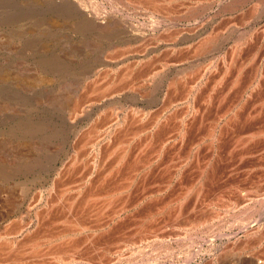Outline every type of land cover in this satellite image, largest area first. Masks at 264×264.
Instances as JSON below:
<instances>
[{
    "label": "rangeland",
    "instance_id": "1",
    "mask_svg": "<svg viewBox=\"0 0 264 264\" xmlns=\"http://www.w3.org/2000/svg\"><path fill=\"white\" fill-rule=\"evenodd\" d=\"M204 1L208 4L210 2L211 5L208 6L205 4L206 6H208V8L206 9V11H204L203 15H201L200 17L196 16V17L187 18V16L183 17L185 11H182V10L184 9L185 6H188L189 2L190 4L191 3L194 4L193 2H195V0L193 1L192 0H186V1L180 0V2L178 0L177 3L176 2L171 3L169 7L167 6L170 11L167 9V7L164 6V8H160L161 10L159 9L160 10L159 13L157 14L153 12H152L153 14L146 13L147 16L144 12L140 10L139 12L137 10H132V8H128L127 10L126 9L123 10L122 8L121 9L117 8V5L113 6L112 3L114 2L110 0H0V228L1 230L7 226L13 225L14 227L16 223H19L27 219L28 215H31V218H32L33 211L31 209L34 208L33 207L34 204L39 205L40 201L38 200L41 194L40 192H42L41 199L43 197H44L43 199H46L47 201L55 199V196L53 193H55L56 191L58 192L57 188L62 189L63 187L59 188L58 186L56 188V191H54L50 196L46 195L47 194L46 191H47V188H49V185H51V182L53 181L52 178L57 174V172L64 171L63 169L65 165L69 161V158H71V156L68 155L67 152L68 153L71 152V154H73L72 151L70 150L71 145H73L75 142H78L79 140L83 142L86 139L88 141L87 136L85 135L86 130H89L87 128H91L92 126H97V127L99 126V128L106 126V124H108L107 123L108 121H106L108 120L107 116L110 117V114L115 113V111L113 113L109 111L107 107L106 108L103 107V105L106 102L111 101V100H116V101L120 100L121 101L120 104H116L113 106L114 107L113 110L115 108H121V110L116 111L119 114L122 113L121 112L123 111L122 108H125V111L130 113L131 109L129 108V106L134 107L136 110L139 109L138 110L139 112L137 113V117L138 115L140 116L141 113L143 112L148 113V114L143 118L142 122L136 121L137 117H135V120H131V122L130 121L127 122L125 124L126 128L125 126H122L124 127V129L121 127V129L119 130L120 132L118 131L117 133H115L114 134L115 136L112 135L111 138H113L114 141L111 140V138L109 137L107 138L108 140L102 139L101 140L102 146L100 145L101 146L100 151L98 152L99 160L102 159L103 156L107 155L111 147L115 148V144L117 145L118 142L122 140L125 141L127 138L124 136L132 137L134 135L136 137L135 139L136 145H132L131 147L133 148L135 147L136 149L132 151L137 153L138 151H141L142 148L144 149L147 148L144 151L145 156L147 158L148 156L151 155V151H150L151 146L147 147L146 145L137 144L141 140L139 137L142 136V134L141 135L137 134L138 131H140L142 127V123H143V126H149V123L151 122L153 116H155L158 112L162 110V107L164 106V104L169 103L172 98L178 100L180 97L182 98L180 102L179 101L177 103L175 102L174 107L168 108V110L165 111L164 113L165 117L164 119L162 118V121H160L159 123L160 126L158 125L160 128V131H162L163 129V132H165V135L166 133H170L172 130L175 129V127L173 126H176L178 124L177 122L178 120L176 119V116L177 114L179 115L182 111H185L184 109L190 110L192 108L190 106L200 105V108H202L201 110L202 111L205 110L206 112L205 111L200 112V109H199L200 113L199 112L192 113L193 109H191L190 111L188 110V113L190 114L191 118L188 117L189 114L185 116L188 118H184L185 123H186V130H185V137L183 139L185 141H182V139L181 140L179 139L178 140L179 142L178 141L175 142V147L172 145L175 149L172 146H169V148L171 147V150L167 146L163 148V150L165 151H163V154L161 152V156L159 157V160H158V162L159 161L161 162L156 163L155 166L152 168L151 171H149L148 174L147 172L145 174L143 172L141 174L142 178H140V176L137 178V181H136L137 183L132 188L133 192H132L131 198H135V196L141 197L142 194H148L149 192L155 193V190L157 188L159 189L161 188L158 194L159 197L158 196L156 197L157 199H167L173 196L175 197L178 193H180L181 190L186 188V185L189 184L191 180L192 181L195 180L196 173L198 172L195 170H199L201 163L203 162L205 163L206 161L210 160L209 161L210 164L207 167L203 175V178H201V180H199V182H197L195 185V186L199 184L204 185L202 197L203 195H205L204 196L205 206L207 205V207L205 208L204 204L203 206H201L202 204L200 201L195 202L194 201L195 197L192 195H189V197L185 200L184 208L181 210V213H180L181 215L180 217L182 219L175 221V225H174V222H171L170 220H168L167 215L165 214H162V216L156 215L157 218L156 216L155 218L158 220V222L159 220L160 221L162 220L160 223L165 222V225L166 223L167 225L170 224V226L166 227V230L164 231V235L166 236V237L165 236L162 237L164 242L160 237L161 234H158L159 237L157 238L158 240L161 239L160 241H158L157 239L156 241L153 238L154 241L152 240V242L140 243V245L138 244L137 247L133 245H129L127 246L128 248L124 249L123 251V256L126 255L124 256V258L126 259L128 255L131 254V252H135L141 246L140 248L143 249L144 247V250L147 252V255L141 258L142 262L140 260L137 263L135 262L136 264H264V232H263L264 231V216H261L260 213L254 214L251 217V219L245 223L244 226H242L243 224H239L240 222L237 223V222H233L232 219H227L226 221L223 222V224L220 225V229L214 230V233H213L214 235L209 233L208 235L204 234L205 236L203 234H200V235H197L198 237L197 236L192 237V240L190 241L192 245H190L191 243L189 242V240H187L185 242L187 243V245L183 246L184 248H182V244H181L182 239L174 235L175 232L179 233V230L181 231L180 233L184 231L182 225L180 227L179 226L177 227V224L180 225L179 223L182 222V220L185 219L183 222L186 221L187 223L189 220H192L195 217L199 218L201 216L202 211L204 210L205 211L207 210L208 212L210 211V208L212 207L216 209V207L218 206L214 202L215 198H212V197L214 196L217 197L218 194L221 196H224L223 199L224 198L226 200L231 199V203L235 202L234 204H232V208L234 209L231 211V213H234L235 211H236L235 212L236 214L244 213L243 210H245L246 207H253V208L255 207V208L264 210V199H263L264 198V190H263L264 183H262L264 182L262 181V179L264 180V178H261V177H264V170H263L264 169V166H263L264 165V154L261 153L264 151L263 150L264 144L262 143L264 142L262 138L264 135L258 136L257 134L258 132H260V130L264 126V124H262L264 123V87L262 88V86H264V73H263L264 72V62H263L264 61V57H263L264 56V35L263 34L264 33H263V30L264 29H262V27H264V23H263L264 9L263 10L261 9L262 12L259 17L257 15L254 17L250 16L251 12L249 11L250 9L248 8L250 6H247L246 8H244L242 10L243 12L239 11L233 14L229 13V14L224 15V14L219 13L218 11L220 10V4L222 3V1L225 2L227 0H217V1L216 0H203L201 2L202 6L204 5L203 3H205ZM173 4L174 6L175 5L176 6L174 7ZM113 8H117L118 11L116 12ZM163 9L165 12L163 11ZM166 13L170 14L171 16L166 15ZM172 17L174 19L173 21H171ZM110 18L112 21L115 22L114 25L116 26L112 29V31H109L108 33L106 32L107 34H109V37H108L109 39H104L103 41H101L102 42L101 44H98L96 40L98 37H100L99 33H103V32L98 30L97 28H100L99 26L101 22H103L106 19H110ZM185 19H187V21ZM170 26L173 28L171 29ZM167 27H169L170 29ZM162 29H165L168 32ZM163 31L165 32L164 34H162ZM169 31L170 33L171 32L173 33H171L170 35ZM218 31L223 33V41H222L223 43L221 42L220 43L221 45L220 44L217 45L216 47L212 49L213 51H210L205 55L202 54L203 56L200 55V53H198L199 56L193 55V50H192L193 48H191V46H193V43L195 44L197 41L206 37V34H209L210 32L214 33ZM124 32H126L128 35H133V36L135 35V38L133 37L134 41H132V38H128L125 41L121 39L119 35H121ZM177 32H178V36H176ZM259 33L261 34L259 35ZM101 35L105 36L103 34ZM240 35L241 37H244L246 35L248 36L247 37L248 39L244 41L245 43L241 47V56L237 57L236 59L237 62L235 61L237 65L234 63L233 65L234 67L231 68V71L229 70L226 73L225 78L227 77V75H230L227 77L226 80L223 77V80L225 82L222 81L220 84H218L219 86L215 85V87L213 88L210 83L212 81V78H216L219 75V72L220 73L222 72L221 66H218V64L222 65L220 64L221 54L223 53V51H226V53H228L232 45L235 43V40L240 38ZM156 36H158L159 38ZM167 36L169 37V39ZM231 43L232 45H230ZM124 45L125 47H123ZM117 47H118V50L116 49ZM169 47H171L172 50H167ZM243 48L245 49V51ZM123 49L124 51L126 49L127 53H125L126 51L123 52ZM113 52L116 54H114ZM166 53L167 55L165 56ZM146 54H149V57H147L144 60H148V58L152 57L153 58V59L151 58L152 62L150 63V65L146 64V62H142V64L140 63V65H138L134 69L137 71L133 70L134 72H137L138 74H142V72L149 71L150 68H153L152 69L153 71V70H158L160 66H164L163 72H160L161 74L159 73L158 76L156 75L157 77L155 78L156 81H160L159 79L162 76L165 78L167 74H169L168 76L172 75L173 74L172 72H174L175 70L179 71V69L180 71H187L188 69V70L193 71L194 74L192 73V75L188 77L189 79L187 77L186 78L184 77L185 81L186 80L188 81L187 82L188 84H186V82L184 83L185 88H182L183 83H181V86L179 84L178 85L179 89H177V92L173 90H171L170 92V90H167V88H165L166 82L162 81L161 85L164 82L163 88L158 89L157 85L154 83L151 86L152 94H149L147 97L141 98L139 96L140 93L137 90H134V91L127 90L128 88H126V85H125L126 81L125 83H123V82H119L118 79H116V81L113 84V88H110L106 93L97 92V96H96V93L93 95L94 92H92L91 89H92V86L94 85L89 84V81L94 79L96 72H98L100 76H102L105 72L108 71V69L112 67H114L115 69L118 68L119 70V68L121 69L123 65L131 64V61L132 62L135 61L136 57L137 59L139 58V60H141L142 57L145 58L144 56ZM123 56H125L126 58ZM158 59H160V61ZM215 59H217L218 62H216ZM250 61H251V64H250ZM121 62H123V65ZM166 62H168V64ZM253 63H255V65ZM164 64H166V66ZM240 64L242 66V70L238 74L237 72H238V68L240 67ZM142 65L143 67H141ZM202 65H204V67H202ZM206 65H209V66L206 67ZM257 67L260 71L262 70L260 72L262 74H260V77H257L255 80L254 73ZM193 68H195L196 71H198L199 69L200 71H202L204 68L209 69V70H207V72L205 73L204 75L205 77L199 80V83H198V80L196 81V83H198L197 84L198 90L196 89L194 95H192L191 97H187V99H183L186 96V95L184 96V94L186 93V90H187L186 88H188L189 86V83H190L189 80L190 81L191 80L194 81V79L196 80V73H195L196 71H194ZM106 69L107 71H105ZM212 69L213 70L215 69V70L213 71ZM215 71H218L217 75ZM246 74H248L247 77L245 76ZM234 75L235 76L239 75L236 78L238 80L236 82H232L233 77H235ZM192 77L194 79H192ZM250 79H252L253 84L252 86L249 87L250 89L248 88V90L245 91L246 90L245 88L248 86V84L251 81ZM258 79L260 80L258 81ZM205 81H206V84H205ZM138 82H139V79L135 81V84H137ZM258 82L259 84L260 83L261 84L259 85ZM233 83H235L236 86ZM123 85L125 86L123 87ZM221 85L224 87H222ZM200 87L201 89H199ZM211 87L212 89H210ZM252 88L254 89V91ZM208 90L211 95V99H209L211 102L209 100L208 101L206 100V102H203V99L207 97L208 95L207 93ZM234 90L236 93L232 92ZM85 91H86V96H85ZM109 91L110 93H108ZM113 91H117V92H113ZM213 91L215 94L213 93ZM225 93L228 95H226ZM244 94L246 96H244ZM88 95L89 96L91 95L90 98ZM199 95H201V98ZM249 95H251L252 98ZM76 97L79 98V103L81 104V106H79V108L77 106V109H75L76 112H74L75 110L72 111V109L69 106H71L70 103L73 102V100ZM80 98L81 99L86 98L87 100L89 99L88 100L89 104H87L86 99L81 100ZM193 98H197V99H193ZM192 100L195 101L196 103L193 102ZM252 100L255 102H253ZM215 101L217 102V104ZM225 101L226 102L229 101V102L226 103ZM236 101H238L237 102L238 107L236 106L233 108L234 110H232V113L236 111V113H234L235 115L230 112L231 113L230 115L228 114L225 118L220 117L221 119H219V122L216 127V134H215V137L217 138L213 140L214 142L212 143V146H211L213 148L214 153L207 152L209 151L208 149L209 145H207L208 142L204 141V145H203V143H199L198 139H200L201 136L206 133V131L208 130L207 128L211 125V122L213 123L214 121H217V119L219 118V115L222 116V113L226 110V108L232 105L233 104L232 102H234L235 104ZM256 101L257 102L259 101V102L257 103ZM222 102L226 104V107H225V104ZM242 102H244V104ZM181 103L183 104V106L184 104H188V106L186 105L182 107ZM203 103L205 104L203 105ZM262 103L263 105H261ZM149 105H152V106L149 108L148 107ZM242 105L243 107H241ZM85 106L87 107L89 106V107L88 108L86 107L85 109ZM208 106H210L211 108H209ZM255 106L257 107L255 108ZM176 108H177V111H176ZM248 110H250L251 112ZM154 112H157V113H154ZM215 112L217 115L215 114ZM210 113L212 115H210ZM258 114L261 116H259ZM102 116H105V117L102 118ZM130 119L132 118L130 117ZM226 119H228V121ZM235 119L238 122L237 124H236ZM165 120L167 121L169 120V122L166 123ZM174 120L176 121L175 124H174ZM220 120L222 122H220ZM247 121H249L248 124H246ZM198 123L199 124L201 123V124L199 125ZM226 123H229V124H226ZM224 124L226 126L223 127ZM127 125L129 126V128ZM197 125L199 127H197ZM228 125L231 126V128ZM165 126L168 128L166 129ZM255 126L256 127L258 126V127L256 128ZM102 130L103 129H101L100 131ZM156 131H154V133ZM80 132L82 134L85 133L84 134L85 136H82V135L80 136L81 134ZM241 133L243 135H241ZM249 133L255 134V136L252 137V139L250 140L251 142L249 141L247 143L246 141L245 142L242 141L243 139H245L244 137L249 135ZM78 137L82 139H79ZM190 137L192 138V140L190 139ZM240 137L242 138V140H239ZM255 137H257L258 139L256 140ZM181 141L184 143H182ZM108 142H109V147L106 149L104 144ZM222 142L223 144L224 143L225 144L223 145ZM77 144H79V142L76 143V145ZM262 144H263V147L261 146ZM177 145L178 146L180 145V146L178 147ZM253 145L254 146L259 145V146L254 147ZM249 146H250V149H248ZM243 148L245 149L243 150ZM177 149L180 152L176 151ZM188 150H189V153L191 152L192 154V155L190 154L189 157L188 155H186V153L188 154L187 152ZM195 150H197V154ZM228 150H229V153L231 151L230 153L231 155L233 154L232 157L228 153ZM240 150H242V152ZM202 152H206L207 154L205 153V156H204L202 155L204 154ZM169 153H170V156H169ZM224 153H228L229 156H227V154H224ZM249 154L250 155L252 154V155L250 156ZM180 155L182 159H180L181 158ZM200 155L203 157H201ZM239 155H243L242 159L239 158ZM234 156L235 158H233ZM164 157H165V160L163 159ZM169 157L172 159H170ZM177 158L180 159V161L182 160L185 163H183L182 164L183 166H181L179 179L174 180L167 189V186H165L167 185L166 183V180H167L166 171L167 170L165 168L168 167L169 164L167 165L165 164V162L167 161L166 163H168V159L173 160ZM191 158L194 162L191 160ZM199 158H200V161H199ZM204 158L205 159L208 158V159L205 160ZM160 159H163V160H160ZM213 160L214 161L216 160V161L214 162ZM221 160H223L222 162L224 164L221 162ZM227 160L230 162H228ZM242 160H244L245 163ZM256 161L258 163H256ZM199 163L200 165H198ZM62 164H64L63 167H62ZM260 164L262 167L260 166ZM186 166H189V167H186ZM190 167H192L191 168L192 170L190 169ZM59 168H60V171H59ZM168 168L170 169L172 167L169 166ZM242 168H244L245 170L244 169L242 170ZM253 168L255 170L254 172H253ZM69 171L68 172L64 171V176H62V180L64 182H67L66 184H69L71 182L70 186L73 187L74 184H72V181H74V179L78 180L77 179L78 175L76 172L74 173L75 170H72L71 172ZM72 172L76 176L73 175ZM206 173L207 174L209 173V174L207 175ZM227 173L230 176H228ZM95 174L93 175L96 177ZM150 175L152 176L149 177ZM35 176H37L38 178H36ZM94 176L92 178H95ZM71 177L72 179H70ZM44 178L46 179V181ZM205 181L207 184L205 183ZM180 182H182V184ZM211 185L212 187L210 188ZM257 186L258 187L261 186L260 188L261 189L263 188L262 189L263 191ZM207 188L208 189L210 188V189L208 190ZM228 189L229 190L231 189L232 192L231 190L229 191ZM139 191L140 192L142 191L141 192L142 194ZM223 191H225L226 193ZM235 195L237 197H235ZM45 196L47 198L50 197V199L45 198ZM208 198H210L209 200L210 202L209 201L206 202ZM211 198H212V201H211ZM157 199H153L150 201L149 198H145L144 201L140 204V207H138L137 211L134 212L132 210L129 212V214H125L127 215V219H128V221H126L125 223V226H122L124 223L118 225V223L122 222V220L125 219L124 215L121 216L119 219L121 220L120 222L117 221V223L115 224L113 223L110 225L111 227L113 226L116 227V229L113 228L112 231L108 232L112 234V237H110V234L108 233L106 234L105 230L99 233V234H106L103 237L102 236H99L100 238L98 237L100 239L99 243L102 241L106 242L108 240L109 241L111 240V242H113L121 238L125 240L132 239L135 234V226L132 225L134 224L133 217L130 218L129 216H131L134 213H137L141 217V215H143L145 212L147 213L150 211L154 213L155 206H156L155 203ZM261 200H263V202ZM217 201L219 202V200ZM242 201L245 202L244 203L245 205L239 206V203ZM255 201L257 202V204ZM194 202L197 204V206L199 205V203L201 204L199 207H196L194 210L196 211L197 208L199 209H197L196 213L194 210H190V211L187 210L188 211L187 212L186 207L187 206L189 207L190 205L191 206L195 205ZM258 203L259 204L261 203V205L259 206ZM57 206H59L60 209L66 207L64 202L63 203L61 202L60 204L58 203ZM238 206L239 208H236ZM54 207H55V210L54 211L52 210L53 215L50 212L52 216V217L50 216L51 217L50 220L56 217L57 219L58 218L61 219V215H62L61 210L57 209L59 211L57 212L56 211L57 207L56 206ZM191 211H193V213ZM33 222H34V217H33L32 223ZM185 232H187V230H185ZM218 232L220 235L218 234ZM122 234H124L125 236ZM108 236L109 238L107 239ZM199 237H202V238H199ZM114 238H116V240ZM157 242L158 243L160 242L161 244L160 243L158 244ZM194 243L196 245H194ZM145 244L147 245V247H145L146 246ZM152 245H155V246L153 247ZM162 246L166 248H170L171 250L168 252H164L163 255L162 254L158 255L159 256L158 260L154 262H150V260H147L148 259L147 256L159 254L158 253L159 251L157 250H160ZM133 247H136V248H133ZM149 248L151 249V251ZM155 249H156V253L152 251ZM113 259L114 257H112L110 260H113ZM255 259H257V261ZM99 260L100 259H96V261H99ZM114 264H132V263L131 262L126 263L123 259H120L118 260V262L116 260Z\"/></svg>",
    "mask_w": 264,
    "mask_h": 264
},
{
    "label": "bare ground",
    "instance_id": "2",
    "mask_svg": "<svg viewBox=\"0 0 264 264\" xmlns=\"http://www.w3.org/2000/svg\"><path fill=\"white\" fill-rule=\"evenodd\" d=\"M110 1H113L114 3H112L113 6H116L117 5V8H122L123 10H127L128 8H132V10H137V11H142L144 12L145 14L146 13H159V11L161 10L160 8H164L165 7H169L171 3H177L178 0H110ZM182 1V0H181ZM184 1V0H183ZM186 1V0H185ZM193 1V0H192ZM203 0H195V2H193L194 4H188V6H185L184 9L182 11H185L184 12V15L183 17H186L189 18V17H196V16H201L203 15L204 11H206V9L208 8L210 4L206 3H203L204 5L202 6L201 5V2ZM217 1V0H216ZM180 2V0H179ZM188 3V1H187ZM185 4V3H184ZM208 6H206V5ZM213 4V3H212ZM215 4V3H214ZM251 4V5H250ZM183 5V4H182ZM174 6V4H173ZM176 6V5H175ZM174 6V7H175ZM218 6V5H217ZM247 6H250L248 7L251 12V15L249 13L250 16L254 17V16H260L261 14V9L263 10L264 9V0H227L225 2L222 1V3L220 4V10L218 11L219 13L221 14H233V13H236V12H243L242 10L244 8H246ZM167 7V9H168ZM211 7V6H210ZM209 7V8H210ZM117 8H113L116 12L118 11ZM173 8V7H172ZM171 8V9H172ZM160 9V10H159ZM211 9V8H210ZM131 10V11H132ZM169 10V9H168ZM139 11V12H140ZM164 11V9H163ZM170 11V10H169ZM248 11V12H249ZM122 12V11H121ZM120 12V13H121ZM165 12V11H164ZM167 12V10H166ZM129 13V12H128ZM152 13V14H153ZM175 13V12H174ZM125 14V13H124ZM173 14V13H171ZM214 14V13H213ZM151 15V14H150ZM165 15V14H164ZM166 15L168 16H171L170 14H167ZM165 15V16H166ZM215 15V14H214ZM147 16V14H146ZM163 16V15H162ZM179 18V17H177ZM183 19V18H182ZM195 19V18H194ZM249 19V18H248ZM173 17L171 19V21H173ZM181 20V19H180ZM187 21V19H185ZM244 20V19H243ZM242 20V21H243ZM263 21V20H262ZM120 22V20H119ZM231 22V21H230ZM123 23V22H122ZM264 23V21H263ZM115 22L110 19H106L104 20L103 22H101L100 24V28H97L98 25H97V29L102 31L103 33H99V36L97 38V43L98 44H101L104 39H109V34H107L109 31H112V29L116 26L114 25ZM123 25V24H122ZM121 25V26H122ZM172 25V24H171ZM171 27V26H170ZM198 27V26H196ZM166 28V27H165ZM169 28V27H167ZM173 27H171L172 29ZM249 28V27H248ZM260 28V27H259ZM170 29V28H169ZM177 29V28H176ZM212 29V28H211ZM262 29H264V27H262ZM133 30V29H132ZM162 30H165V29H162ZM175 30V29H173ZM215 30V29H214ZM253 30V29H252ZM261 30V29H260ZM125 31V30H124ZM157 31V30H156ZM166 32H168L167 30H165ZM171 31V30H170ZM169 31V34L171 35V32L170 33ZM180 31V30H179ZM211 31V30H210ZM107 32V33H106ZM161 32V31H160ZM213 32V31H212ZM250 32V31H249ZM165 32L163 31L162 34H164ZM189 33V32H188ZM258 33V32H257ZM256 33V34H257ZM263 33H264V30H263ZM262 33V34H263ZM101 34L105 35V36H102ZM154 34V33H153ZM161 34V33H159ZM167 34V33H166ZM165 34V35H166ZM180 34V33H179ZM203 34V33H202ZM255 34V33H253ZM252 34V35H253ZM261 33H259L260 35ZM155 35V34H154ZM153 35V36H154ZM164 35V37H165ZM173 35V34H172ZM196 35V34H194ZM247 35V34H246ZM244 36V37H241L240 35V38L239 39H234L235 40V43L232 45V43L230 45H232V47L230 48L229 52L226 53V51H223V53L221 54V63L222 65H219L218 66H221V69H222V72L220 73L219 72V75L216 77V78H212V81L210 82L212 87L214 88L215 85L219 86L218 84H220L223 80V77L225 78L226 76V73L230 70L231 71V68L234 67V63L236 64L237 62V57L241 56V47L243 46V44L245 43L244 41H246L248 38V36ZM264 35V34H263ZM151 36V37H153ZM178 36V32H177V35ZM119 37H121V39H123L124 41L128 38H132V41H134V38H135V35H128L126 32L122 33L121 35H119ZM134 37V38H133ZM155 37V36H154ZM158 37V36H156ZM161 37V35H160ZM163 37V36H162ZM168 37V36H167ZM166 37V38H167ZM236 37V36H235ZM238 37V36H237ZM251 37V35H250ZM258 37V36H257ZM159 38V37H158ZM173 38V36H172ZM175 38V37H174ZM177 38V37H176ZM202 38V37H201ZM200 38V39H201ZM263 38V37H262ZM152 39V38H151ZM157 39V38H156ZM169 39V37H168ZM256 39V38H255ZM155 40V39H154ZM162 40V38H161ZM171 40V39H170ZM169 40V41H170ZM223 41V33L218 31V32H214V33H209V34H206V37L202 38L201 40L197 41L195 44L193 43V46H191V48H193V55H198V53H200V55L202 54H207L208 52L210 51H213L212 49L214 47H216L217 45H219L221 42ZM225 41V39H224ZM232 41V40H231ZM262 41V40H261ZM162 42V41H161ZM168 42V41H167ZM193 42V41H192ZM249 42V41H248ZM253 42V41H252ZM155 43V42H154ZM160 43V41H159ZM223 43V42H222ZM123 44V43H122ZM127 44V43H126ZM112 45V44H111ZM114 45V44H113ZM116 45V44H115ZM130 45V44H129ZM128 45V46H129ZM221 45V44H220ZM229 45V44H228ZM261 45V44H260ZM142 46V45H141ZM176 46V45H175ZM174 46V48H175ZM125 47V45L123 46ZM172 47V46H171ZM169 47L167 50H172V48ZM188 47V46H187ZM190 47V46H189ZM222 47V46H221ZM225 47V46H224ZM228 47V46H227ZM246 47V46H245ZM120 48V46H119ZM137 48V47H136ZM252 48V47H251ZM118 50V47L116 48ZM128 49V48H127ZM132 49V48H131ZM181 49V48H180ZM179 49V50H180ZM220 49V48H219ZM244 49V48H243ZM249 49V47H248ZM253 49V48H252ZM262 49V48H261ZM113 50V48H112ZM111 50V51H112ZM166 50V49H165ZM191 50V51H192ZM126 51V49H125ZM124 49H123V52H125ZM132 51V50H131ZM134 51V50H133ZM147 51V50H146ZM190 51V50H189ZM245 51V49H244ZM253 51V50H252ZM263 51V50H262ZM148 52V51H147ZM248 52V51H247ZM114 53V52H113ZM127 53V51L125 52ZM145 53V52H144ZM151 53V52H150ZM149 53V54H150ZM153 53V52H152ZM159 53V52H158ZM165 53V52H164ZM226 53V55H225ZM111 54V52H110ZM116 54V53H114ZM149 54H146L141 60H139V58L137 59L136 57V60L135 61H131V64H127V65H123V62L122 65L123 67L119 70L118 68H110L105 70L107 72H105L102 76H100V74L98 72L95 73V77L93 80L89 81V84H93L94 86H92V92L93 95L96 93V96H97V92H100V93H106L110 88H113V84L114 82L116 81V79H118L119 82H123L125 83L126 81V88H128L127 90H137L140 94L139 96L141 98L143 97H147L149 94H152V89H151V86L152 84H156L157 85V88L160 89V88H163V85H164V82H166V87L167 90H173L175 92H177V89L178 88V85L180 84L181 86V83H183L182 85V88H185V82L186 84H188L187 80L185 81V78L187 77H190L192 75V73L194 74L193 71L191 70H188L187 71H177L175 70L174 72H172L173 74L168 76L169 74H167L165 76V78L163 77H160V81H156L155 78L156 75L158 76V74L160 72H163V68L164 66H160L159 64V69L158 70H153V68H150L149 71H146V72H142V74H138L137 72H134V71H137V70H134L138 65H140V63L142 64V62H146V64H149L152 62L151 60L153 59L152 57L148 58V60H144L146 59L147 57H149ZM109 55V54H108ZM124 55V54H123ZM159 55V54H158ZM167 55V53L165 54V56ZM252 55V54H251ZM116 56V55H115ZM127 56V55H126ZM203 56V55H202ZM250 56V55H249ZM257 56V55H256ZM261 56V55H260ZM125 57V56H123ZM122 57V58H123ZM140 57V56H139ZM170 57V56H169ZM243 57V56H242ZM264 57V56H263ZM108 58V57H107ZM110 58V57H109ZM126 58V57H125ZM135 58V57H134ZM141 58V57H140ZM152 58V59H151ZM157 58V57H156ZM194 58V57H193ZM219 58V57H218ZM249 58V57H248ZM107 60V59H106ZM119 60V59H118ZM128 60V59H127ZM126 60V62H127ZM144 60V61H143ZM160 61V59H158ZM162 60V59H161ZM216 62H218L217 59H215ZM220 60V59H219ZM108 61V60H107ZM106 61V62H107ZM112 61V60H111ZM236 61V62H235ZM252 61V60H251ZM251 61H250V64H251ZM115 62V61H114ZM182 62V61H181ZM242 62V61H241ZM255 62V61H254ZM264 62V61H263ZM162 63V62H161ZM165 63V62H164ZM168 64V62H166ZM178 63V61H177ZM201 63V62H200ZM245 63V61H244ZM242 63V64H244ZM214 64V63H213ZM249 64V65H250ZM255 65V63H253ZM113 65V64H112ZM166 66V64H164ZM173 65V64H172ZM176 65V64H175ZM237 65V64H236ZM248 65V64H247ZM263 65V64H262ZM209 66V65H206V67ZM251 66V65H250ZM116 67V66H115ZM143 67V65L141 66ZM152 67V66H151ZM202 67H204V65H202ZM217 67V66H216ZM236 67V66H235ZM239 67V66H238ZM248 67V66H247ZM260 67V66H259ZM148 68V67H147ZM146 68V69H147ZM161 68V69H160ZM237 68V67H236ZM194 71H196L195 68H193ZM199 69V68H197ZM234 69V68H233ZM134 70V71H133ZM145 70V69H144ZM184 70V69H183ZM207 70L209 69H203L202 71H200V69L198 71H196V80L192 77V79H194V81H190L189 80V86L188 88H186V93L184 94V98L183 99H187V97H191L192 95H194L196 89H197V84L199 83V80L203 77H205V73L207 72ZM211 70V69H210ZM213 70V69H212ZM215 70V69H214ZM213 70V71H214ZM242 70V66L240 64V67L238 68V74L239 72H241ZM258 70V71H257ZM237 71V70H236ZM246 71V70H245ZM262 71V70H261ZM258 67L255 69V73H254V79L256 80L257 77H260V73L261 72ZM199 72V74H198ZM212 72V71H211ZM210 72V73H211ZM216 72V75H217V72L218 71H215ZM233 72V71H232ZM249 72V71H248ZM246 72V73H248ZM253 72V71H252ZM209 73V74H210ZM231 73V72H230ZM264 73V72H263ZM161 74V73H160ZM182 74V75H181ZM198 74V76H197ZM208 74V75H209ZM241 74V73H240ZM245 74V73H244ZM251 74V73H250ZM249 74V75H250ZM215 75V74H214ZM233 75V74H232ZM195 76V75H194ZM230 76V75H227V77ZM235 76V75H234ZM239 76V75H238ZM237 75L235 77H233V81L232 82H236L238 81L236 78L238 77ZM246 77L248 76V74L245 75ZM185 77V78H184ZM227 77L225 78V80L227 79ZM263 77V75H262ZM85 78V77H84ZM138 78L139 79V82L137 84H135V81L138 80L136 79ZM252 78V77H251ZM183 79V80H182ZM189 79V78H188ZM191 79V78H190ZM208 79V77H207ZM261 79V78H260ZM258 79V81L260 80ZM198 80V83H196V81ZM250 83L248 84V86L245 88L247 91L248 88L250 86H252L253 84V81L252 79H250ZM163 82V84L161 85V82ZM203 81V80H201ZM200 81V82H201ZM228 81V80H227ZM225 82V81H224ZM231 82V81H230ZM243 82V81H242ZM256 82V81H255ZM254 82V83H255ZM263 82V81H261ZM86 83V82H84ZM82 83V84H84ZM151 83V84H150ZM81 84V83H80ZM88 84V85H89ZM203 84V83H202ZM205 84H206V81H205ZM231 84V83H230ZM235 85V83H233ZM259 84V82H258ZM261 84V83H260ZM259 84V85H260ZM123 85V87L125 86ZM161 85V86H160ZM223 85V84H222ZM221 85V86H222ZM258 85V86H259ZM216 86V87H217ZM227 86V84H226ZM232 86V85H231ZM236 86V85H235ZM242 86V85H241ZM240 86V87H241ZM212 87L210 89H212ZM224 87V86H222ZM220 87V88H222ZM229 87V85H228ZM264 86H262L263 88ZM84 88V87H83ZM89 88V86H88ZM156 88V90H157ZM203 88V87H202ZM231 88V87H230ZM259 88V87H258ZM201 89V87L199 88ZM225 89V88H224ZM237 89V88H236ZM250 89V88H249ZM253 89V88H252ZM86 90V89H85ZM120 90V89H119ZM123 90V88H122ZM198 90V89H197ZM222 90V89H220ZM227 90V88H226ZM83 91V89H82ZM90 91V90H89ZM118 91V90H117ZM117 91H113V92H117ZM202 91V90H201ZM231 91V89H230ZM252 91V90H251ZM254 91V89H253ZM260 91V90H259ZM111 92V93H113ZM167 92V91H166ZM204 92V91H203ZM234 93V91H232ZM263 92V91H262ZM77 93V92H76ZM84 93V92H82ZM110 93V91L108 92ZM199 93V91H198ZM206 93V91H205ZM208 95L207 97H205L203 99V102H206V100L208 101L209 99H211V95L209 93V90H208ZM214 93V91H213ZM222 93V92H221ZM227 93V91H226ZM225 93V94H226ZM243 93V92H242ZM75 94V93H74ZM79 94V93H78ZM165 94V93H164ZM171 94V93H170ZM202 94V93H201ZM215 94V93H214ZM105 95V94H104ZM166 95V94H165ZM164 95V96H165ZM173 95V94H172ZM198 95V94H197ZM205 95V94H204ZM228 95V94H226ZM247 95V93H246ZM244 94V96H246ZM77 96V95H76ZM85 96H86V91H85ZM84 96V97H85ZM89 96V95H88ZM91 96V95H90ZM89 96V98H90ZM162 96V95H161ZM175 96V95H174ZM172 96V97H174ZM200 98H201V95H199ZM235 96V95H234ZM251 97V95H249ZM247 96V97H249ZM258 96V95H257ZM261 96V95H260ZM83 97V96H81ZM95 97V96H94ZM99 97V96H98ZM97 97V98H98ZM171 97V95H170ZM233 97V95H232ZM110 98V97H109ZM169 98V97H168ZM222 98V97H221ZM229 98V97H228ZM252 98V97H251ZM257 98V97H256ZM81 99V98H80ZM84 99V98H83ZM81 99V100H83ZM86 99V98H85ZM84 99V100H85ZM166 99V98H165ZM170 99V98H169ZM173 99V98H172ZM167 103V104H164V106L162 107V110L160 112H154V113H157L155 116H153L151 122L149 123V126H143V123H142V127L140 129V131H138V135H141V137H139L141 140L137 143V144H142V145H146L147 147H150L151 146V155L148 156L146 158L145 156V150L147 148H142L141 151H138L137 153L136 152H133L132 150L136 149L135 147H131L132 145H136L135 143V135L134 136H124L126 137L127 139L124 141H120L118 142V144L116 145L115 143V148L111 147L109 149V152L107 153L106 156H101L102 159L99 160V156H98V152L100 151V147L102 146V143H101V140L102 139H107L108 137L111 138L112 135H114L115 133H117L122 126H125V124L127 122H131V120H135V117H137V113L139 112L138 110H136L134 107H130L129 108L131 109V112L128 113L127 111H125V108H122L123 111H121L122 113L119 114L118 112H116L117 110H121V108H115L113 110V106L116 105V104H120L121 101L118 100H111V101H108L106 102L103 107H107V109L111 112L115 113L114 114H110V117L107 116V119L106 121H108L106 124V126H103L101 128H99V126H92L91 128H87L89 130H86V136H87V139L88 141L84 140L83 142L82 141H78L79 144L76 145V143L78 142H75L73 145H71V151L73 154L68 153V155L71 156V158H69V161L67 162V164L65 165L64 167V171L65 172H71L72 170H75L74 173L76 172L77 175H78V180H75L72 181V184H74L73 187H71V182L69 184H66L67 182H64L62 180V176H64V171H60V168H59V171L60 172H57V174L52 178L53 181L51 182V185H49V188H47V191H46V195L50 196L54 191H56V188L59 186L60 187H63L62 189H58V192L56 191L54 194L55 196V199L54 200H46V199H41L42 197V192H40V197H39V205L37 204H34L33 207L31 210L33 211V217H34V222L32 223L33 221V217L31 218V215H28V218L19 222V223H16V225L13 227L12 226H7V227H4L2 230L0 228V264H114V262L117 260H120V259H123L126 263L128 262H131L132 264H134L135 262H139L141 260L142 257H144L145 255H147V252L144 250V247L143 249H141L139 247V249H135L136 251L135 252H131L130 255H128V257L125 259L124 255L123 256V251L124 249L128 248L127 246L129 245H133V246H138V244L140 245V243H143V242H152L153 238L154 240H158L157 237L158 234H161V239L164 235V231L166 230V227L170 226L165 225V222L164 223H160L161 221L156 219L157 216L156 215H161L162 214H165L167 215L168 217V220H170L171 222H174V225H175V221L177 220H180L182 219L180 216V213H181V210L184 208V202L185 200L189 197V195H192L194 196V201L195 202H198L200 201L201 204L199 203V205L197 206V204L195 203V205L186 207V211H190V210H194L196 207H199L200 205L205 206V195H203L202 197V193H203V189H204V185H196L197 182H199V180H201V178H203V175L207 169V167L209 166V161H206L205 163H201V166L199 168V170H195V171H198L196 173V176H195V180L192 181L186 185V188H184L183 190L180 191V193H178L175 197H169L167 199H157L156 197L158 196L159 197V191L161 190V188H157L155 190V193L153 192H149L148 194H142L140 191V193L142 194L141 197H136L135 198H131V195H132V188L134 187V185L137 183V178L140 176L141 177V174L144 172V174L147 172V174L149 173V171L152 170V168L155 166L156 163H159L161 161L158 162L159 160V157L161 156V152L163 154V148H165L166 146L169 148V146H174L175 147V142H177L179 139L182 141H185L183 138L185 137V130H186V123H185V119L184 118H188L190 117V114L188 113V110L189 109H184L185 111H182L179 115L177 114L176 116V119L178 120V124L176 126H173L175 127L174 130H172L170 133H166L165 135V132H163V129L162 131H160V128H159V123L160 121H162V118L164 119L165 115V111L168 110V108H172L175 106V102L177 103L178 101L180 102V100L182 98L179 97V99H173ZM193 99H197V98H193ZM199 99V98H198ZM214 99V98H213ZM217 99V98H216ZM215 99V100H216ZM230 99V98H229ZM243 99V98H242ZM89 100V99H88ZM88 100L86 99L87 101V104H89ZM92 100V99H91ZM110 100V99H109ZM191 100V98H190ZM237 100V99H235ZM127 101V100H126ZM164 101V100H163ZM185 101V100H184ZM189 101V100H188ZM193 101V100H192ZM197 101V100H196ZM210 101V100H209ZM222 101V100H221ZM224 101V100H223ZM253 101V100H252ZM151 102V101H150ZM162 102V101H161ZM182 102V101H181ZM195 102V101H193ZM202 102V101H201ZM211 102V101H210ZM209 102V103H210ZM216 102V101H215ZM219 102V101H218ZM226 102V101H225ZM229 102V101H227ZM226 102V103H227ZM238 101L235 102H232L233 104L230 105L228 108H226V110L222 113V116L219 115V118L217 119V121H214L213 123L211 122V125L207 128L208 130L206 131V133L204 135L201 136L199 140V143H203L204 145V141H207V145H209L208 149L209 151L207 152H211V153H214L213 152V148L211 147L212 146V143L214 142L213 140H215L217 137H215V134H216V127H217V124L219 122V119H221L220 117H226L228 114L230 115L232 113V110H234L233 108L234 107H238V104H237ZM246 102V101H245ZM255 102V101H253ZM257 102V101H256ZM259 102V101H258ZM257 102V103H258ZM86 103V102H85ZM159 103V102H158ZM165 103V102H164ZM184 103V102H183ZM196 103V102H195ZM208 103V102H207ZM224 103V102H222ZM244 104V102H242ZM248 103V102H247ZM79 98L76 97L73 102L70 103L71 106H69L72 111H74L75 109H77V106L79 108V106H81V104L79 105ZM86 104V105H87ZM156 104V103H155ZM154 104V105H155ZM182 104V103H181ZM180 104V105H181ZM205 103H203L204 105ZM217 104V102H216ZM225 104V103H224ZM231 104V103H230ZM246 104V103H245ZM123 105V104H122ZM188 106V104H184V106ZM194 105V104H193ZM212 105V104H210ZM214 105V103H213ZM220 105V104H219ZM218 105V107H219ZM252 105V104H251ZM255 105V104H254ZM253 105V106H254ZM263 105V103L261 104ZM260 105V106H261ZM152 105H149L148 107L150 108ZM183 104H182V107H184ZM199 106V107H198ZM207 106V105H206ZM205 106V107H206ZM258 106V105H257ZM255 106V108L257 107ZM87 106H85V109H86ZM89 107V106H88ZM87 107V108H88ZM179 107V106H178ZM181 107V106H180ZM192 107L191 109H193V112L192 113H197L199 112V109H200V112H204L202 111L200 108V105H197V106H190ZM189 107V108H190ZM209 108H211L210 106H208ZM222 107V106H221ZM225 107H226V104H225ZM243 107V105L241 106ZM128 108V109H129ZM188 108V107H187ZM253 108V107H252ZM101 109V108H100ZM106 109V110H107ZM127 109V108H126ZM143 109V108H142ZM190 109V110H191ZM213 109V108H212ZM251 109V108H250ZM260 109V108H259ZM258 109V110H259ZM263 109V108H262ZM146 110V109H145ZM173 110V109H171ZM179 110V109H178ZM183 110V109H182ZM189 110V111H190ZM209 110V109H208ZM218 110V109H217ZM240 110V109H239ZM100 111V110H99ZM144 111V110H143ZM175 111V110H174ZM176 111H177V108H176ZM181 111V109H180ZM244 111V110H242ZM250 111V110H248ZM247 111V113H248ZM76 112V110L74 111ZM142 112V111H141ZM146 112V111H145ZM179 112V111H178ZM199 112V113H200ZM206 112V111H205ZM213 112V111H212ZM231 112V113H230ZM251 112V111H250ZM105 113V112H104ZM234 113H236V111H234ZM232 113V114H234ZM241 113V112H240ZM244 113V112H243ZM255 113V112H254ZM260 113V112H259ZM72 114V113H71ZM148 113H141V115L136 118V121H140L142 122L143 118L147 115ZM173 114V113H172ZM187 114H189L188 117H185ZM209 114V112H208ZM207 114V115H208ZM216 114V112H215ZM102 115V114H101ZM114 115V116H113ZM118 115V116H117ZM204 115V113H203ZM206 115V116H207ZM210 115H212L210 113ZM217 115V114H216ZM235 115V114H234ZM239 115V114H238ZM251 115V114H250ZM256 115V114H255ZM259 115V114H258ZM106 116V115H105ZM105 116H102L105 117ZM117 116V117H116ZM171 116V115H170ZM169 116V117H170ZM175 116V115H174ZM201 116V115H200ZM209 116V115H208ZM215 116V115H214ZM213 116V117H214ZM232 116V115H231ZM248 116V114H247ZM252 116V115H251ZM250 116V117H251ZM261 116V115H259ZM263 116V114H262ZM130 117L132 119H130ZM167 117V116H166ZM238 117V116H237ZM245 117V116H244ZM101 118V119H102ZM174 118V117H173ZM191 118V117H190ZM194 118V116H193ZM204 118V117H203ZM231 118V117H230ZM234 118V117H233ZM166 119V118H165ZM175 119V118H174ZM237 119V118H236ZM235 119L236 121V124L238 123L237 120ZM251 119V118H250ZM171 120V119H170ZM196 120V119H194ZM193 120V121H194ZM200 120V118H199ZM209 120V119H207ZM228 121V119H226ZM244 120V118H243ZM252 120V119H251ZM99 121V120H98ZM103 121V120H102ZM166 123L169 122V120H165ZM173 121V120H172ZM191 121V119H190ZM226 121V122H227ZM240 121V120H239ZM261 121V120H260ZM139 122V123H140ZM171 122V121H170ZM175 120H174V124H175ZM204 122V121H203ZM210 122V121H209ZM208 122V123H209ZM220 122H222L220 120ZM231 122V121H230ZM229 122V123H230ZM234 122V121H233ZM246 122V121H245ZM253 122V121H252ZM263 122V121H262ZM95 123V122H94ZM147 123V122H146ZM190 123V122H189ZM197 123V122H196ZM195 123V124H196ZM202 123V122H201ZM200 123V124H201ZM229 123H226V124H229ZM249 121H247L246 124H248ZM137 124V123H136ZM199 124V123H198ZM199 124V125H200ZM220 124V123H219ZM223 124V123H222ZM221 124V125H222ZM264 124V123H262ZM91 125V124H90ZM131 125V124H130ZM159 125V126H158ZM220 125V126H221ZM241 125V124H240ZM253 125V124H252ZM128 126V125H127ZM138 126V125H137ZM141 126V125H140ZM139 126V127H140ZM168 126V125H167ZM171 126V125H170ZM169 126V127H170ZM219 126V128H220ZM226 126L225 124L223 125V127ZM229 126V125H228ZM233 126V125H232ZM239 126V125H238ZM245 126V125H244ZM133 127V126H132ZM166 127V126H165ZM197 127H199L197 125ZM201 127V126H200ZM231 128V126H229ZM254 127V126H253ZM256 127V126H255ZM258 127V126H257ZM256 127V128H257ZM262 127V126H261ZM99 128V129H98ZM124 129V127H122ZM126 128V126H125ZM129 128V126H128ZM163 128V127H162ZM168 127H166L167 129ZM190 128V127H189ZM195 128V127H193ZM222 128V127H221ZM228 128V127H227ZM236 128V127H235ZM264 128V126H263ZM262 128V129H263ZM101 129H103L102 131H100ZM157 129V131H156ZM165 129V128H164ZM188 129V128H187ZM251 129V128H250ZM260 130V132H256L258 134V136L260 135H264V129L263 130ZM126 130V129H125ZM169 130V129H168ZM242 130V129H240ZM154 131H156L154 133ZM170 131V130H169ZM197 131V130H196ZM230 131V130H229ZM236 131V130H234ZM256 131V130H255ZM120 132V131H119ZM125 132V131H124ZM192 132V131H190ZM219 132V131H217ZM240 132V131H239ZM81 133V132H80ZM128 133V132H127ZM196 133V132H195ZM194 133V134H195ZM226 133V131H225ZM238 133V132H237ZM84 134H80V136H85ZM191 134V133H189ZM201 134V133H200ZM233 134V133H232ZM131 135V134H130ZM187 135V134H186ZM218 135V134H217ZM235 135V134H234ZM233 135V137H234ZM241 135H243L241 133ZM245 135V134H244ZM115 136V135H114ZM222 136V135H221ZM229 136V135H228ZM255 134H250L246 137H244L245 139L242 140V138L240 137L239 140H242V141H246L247 143L252 139V137H254ZM79 139H82L80 137H78ZM115 138V137H114ZM256 140L258 139L257 137H255ZM263 140H264V136L262 137ZM261 138V139H262ZM117 139V138H116ZM190 139L192 140V138L190 137ZM227 139V138H226ZM74 140V139H73ZM78 140V139H77ZM108 140V139H107ZM111 140L114 141L113 138H111ZM119 140V138H118ZM155 140V142H154ZM188 140V138H187ZM220 140V139H219ZM255 140V139H253ZM252 140V142H253ZM116 141V140H115ZM181 141V142H182ZM196 141V140H195ZM217 141V140H216ZM260 141V140H259ZM107 142V141H106ZM112 142V141H111ZM179 142V141H178ZM180 142V143H181ZM194 142V140H193ZM219 142V141H218ZM235 142V141H234ZM251 142V141H250ZM184 143V142H182ZM196 143V142H195ZM198 143V142H197ZM220 143V142H219ZM228 143V141H227ZM256 143V141H255ZM264 144V142H262ZM111 144V143H110ZM177 144V143H176ZM223 144V142H222ZM225 144V143H224ZM223 144V145H224ZM235 144V143H234ZM253 144V143H252ZM251 144V145H252ZM259 144V143H257ZM263 144L261 145L263 147ZM101 145V146H100ZM105 145V148L107 149L109 147V142L104 144ZM103 145V146H104ZM181 145V144H180ZM179 145V146H180ZM187 145V144H186ZM236 145V144H235ZM241 145V144H240ZM172 146V147H173ZM178 146V145H177ZM178 146V147H179ZM200 146V145H199ZM219 146V144H218ZM238 146V144H237ZM244 146V145H243ZM254 146V145H253ZM257 147L259 145H256ZM254 146V147H256ZM142 147V146H141ZM173 147V148H174ZM192 147V146H191ZM221 147V145H220ZM226 147V146H225ZM224 147V148H225ZM228 147V146H227ZM234 147V146H233ZM181 148V147H180ZM201 148V147H200ZM171 150V147L169 148ZM168 149V151H169ZM175 149V148H174ZM179 149V148H178ZM178 149L176 151H178ZM184 149V147H183ZM207 149V150H208ZM218 149V148H217ZM237 149V148H236ZM245 148H243L244 150ZM250 149V146L249 148ZM260 149V148H259ZM167 150V149H166ZM190 150V149H189ZM189 150L187 151L188 154L186 153V155H189L191 154V152L189 153ZM198 150V149H197ZM197 150L196 151V154H197ZM235 150V149H234ZM253 150V149H252ZM264 150V149H263ZM107 151V150H106ZM149 151V152H150ZM199 151V150H198ZM219 151V150H218ZM236 151V150H235ZM233 151V152H235ZM242 152V150H240ZM247 151V150H246ZM180 152V151H178ZM201 152V151H200ZM198 152V153H200ZM221 152V150H220ZM249 152V151H248ZM254 152V151H253ZM260 152V151H259ZM258 152V153H259ZM105 153V152H104ZM174 153V152H173ZM194 153V152H193ZM204 153V154H202ZM201 154L205 156V153L206 152H202ZM209 153V154H211ZM228 153H229V150H228ZM228 153H224V154H227ZM231 153V151H230ZM229 153V154H230ZM252 153V152H250ZM262 154H264V151L261 152ZM156 156H154V155ZM207 154V153H206ZM223 154V153H221ZM239 154V152H238ZM67 155V156H68ZM144 155V156H143ZM154 157H153V156ZM166 155V154H165ZM168 155V153H167ZM192 155V154H191ZM231 155V154H230ZM233 155V154H232ZM231 155V157H232ZM236 155V154H235ZM244 155V154H243ZM243 155H239V158L242 159ZM247 155V154H246ZM250 155V154H249ZM252 155V154H251ZM250 155V156H251ZM260 155V154H258ZM113 156V157H112ZM169 156H170V153H169ZM173 156V155H172ZM183 156V155H182ZM201 156V155H200ZM213 156V155H211ZM210 156V157H211ZM249 156V157H250ZM112 157V158H111ZM144 157V158H143ZM163 157V155H162ZM179 157V156H178ZM181 157V155H180ZM193 157V156H192ZM203 157V156H201ZM207 157V155H206ZM208 157V158H210ZM245 157V156H244ZM256 157V156H254ZM258 157V156H257ZM111 158V159H110ZM168 158V157H167ZM170 158V157H169ZM208 158H204L205 160H207ZM228 158V157H227ZM235 158V156L233 157ZM248 158V157H247ZM165 160V157L163 158ZM163 159H160V160H163ZM172 159V158H170ZM182 159V157L180 158ZM180 159H173V160H169L168 159V163L165 162V164H169L168 167H172V168H168L166 167L165 169L167 170L166 171V183L167 185V189L168 187L171 185V183L174 181V180H178L179 179V175H180V171H181V166H183L182 164L185 163L183 162L182 160L180 161ZM184 159V158H183ZM194 159V158H193ZM215 159V158H214ZM244 159V158H243ZM109 160V161H108ZM190 160V158H189ZM192 160V158H191ZM198 160V159H196ZM202 160V158H201ZM230 160V159H229ZM248 160V159H246ZM179 161V162H178ZM185 161V160H184ZM193 161V160H192ZM199 161H200V158H199ZM204 161V160H203ZM214 161V160H213ZM216 161V160H215ZM214 161V162H215ZM223 160H221L222 162ZM228 161V160H227ZM236 161V159H235ZM244 161V160H242ZM258 161V160H257ZM256 161V163H258ZM194 162V161H193ZM212 162V161H211ZM225 162V161H224ZM230 162V161H228ZM260 162V161H259ZM188 163V162H187ZM190 163V162H189ZM198 163V162H196ZM200 163L198 165H200ZM223 163V162H222ZM239 163V162H238ZM245 163V161H244ZM254 163V162H253ZM65 164V163H64ZM64 164H62V167L64 166ZM164 164V163H163ZM164 164V165H165ZM212 164V163H211ZM221 164V163H219ZM224 164V163H223ZM243 164V163H242ZM162 165V164H161ZM163 165V166H164ZM197 165V166H198ZM228 165V164H227ZM238 165V164H237ZM245 165V164H244ZM219 166V165H218ZM217 166V167H218ZM261 166V164H260ZM264 166V165H263ZM59 167V166H58ZM158 167V166H157ZM186 167H189V166H186ZM220 167V166H219ZM256 167V166H255ZM258 167V165H257ZM262 167V166H261ZM162 168V167H161ZM168 168V169H167ZM192 167H190L191 169ZM225 168V167H224ZM241 168V167H240ZM57 169V168H56ZM55 169V170H56ZM244 168H242L243 170ZM154 170V169H153ZM160 170V169H159ZM186 170V169H185ZM192 170V169H191ZM216 170V169H215ZM214 170V171H215ZM218 170V169H217ZM232 170V169H231ZM245 170V169H244ZM264 170V169H263ZM262 170V171H263ZM230 171V170H229ZM234 171V170H233ZM254 168H253V172H254ZM160 172V171H158ZM184 172V171H182ZM193 172V171H192ZM213 172V171H211ZM224 172V171H223ZM221 172V173H223ZM251 172V170H250ZM252 172V173H253ZM73 173V172H72ZM73 173V175H75ZM79 173V174H78ZM96 173V174H95ZM194 173V172H193ZM191 173V174H193ZM230 173V172H229ZM248 173V172H247ZM69 174V173H68ZM71 174V173H70ZM95 174L96 177L93 175ZM156 174V173H155ZM165 174V173H164ZM185 174V173H184ZM207 174V173H206ZM209 174V173H208ZM207 174V175H208ZM216 174V173H215ZM228 174V173H227ZM235 174V173H234ZM242 174V172H241ZM245 174V173H244ZM249 174V173H248ZM262 174V173H261ZM72 175V176H73ZM206 175V176H207ZM222 175V174H221ZM246 175V174H245ZM250 175V174H249ZM263 175V174H262ZM71 176V175H70ZM69 176V177H70ZM76 176V175H75ZM95 177V178H92V177ZM152 175H150L149 177H151ZM161 176V175H160ZM159 176V177H160ZM193 176V175H192ZM228 176H230L228 174ZM233 176V175H232ZM36 178H38L37 176H35ZM68 177V176H66ZM146 177V176H145ZM212 177V176H211ZM210 177V179H211ZM236 177V176H235ZM234 177V178H235ZM248 177V175H247ZM193 178V177H192ZM220 178V177H219ZM232 178V177H231ZM261 178H264V177H261ZM45 179V178H44ZM43 179V180H44ZM64 179V177H63ZM72 179V177L70 178ZM165 179V178H164ZM228 179V178H227ZM260 179V178H259ZM68 180V179H66ZM140 180V179H139ZM143 180V179H142ZM149 180V178H148ZM190 180V179H189ZM217 180V179H215ZM222 180V179H221ZM225 180V179H224ZM242 180V178H241ZM258 180V179H257ZM46 181V179H45ZM70 181V180H69ZM68 181V182H69ZM77 181V182H76ZM180 181V180H179ZM226 181V180H225ZM228 181V180H227ZM262 181H264L262 179ZM74 182V183H73ZM150 182V181H149ZM253 182V181H252ZM60 183V184H59ZM147 183V182H146ZM151 183V182H150ZM182 184V182H180ZM201 183V182H200ZM206 183V181H205ZM257 183V182H256ZM264 183V182H262ZM143 184V183H141ZM207 184V183H206ZM205 184V185H206ZM210 184V183H209ZM212 184V183H211ZM253 184V183H252ZM147 185V184H146ZM255 185V184H254ZM261 185V183H260ZM142 186V185H140ZM149 186V185H148ZM160 186V185H159ZM44 187V186H43ZM150 187V186H149ZM174 187V186H173ZM212 187V185L210 186V188ZM219 187V186H218ZM258 187V186H257ZM255 187V188H257ZM261 186H259L258 188H260ZM263 187V186H262ZM136 188V187H135ZM209 188V189H210ZM25 189V188H24ZM42 189V188H41ZM45 189V188H44ZM138 189V188H137ZM163 189V188H162ZM208 189V188H207ZM206 189V190H207ZM208 189V190H209ZM261 189V188H260ZM258 189V190H260ZM263 189V188H262ZM261 189V190H262ZM132 190V191H131ZM139 190V189H138ZM142 190V189H141ZM148 190V189H147ZM152 190V189H151ZM226 190V189H225ZM229 190V189H228ZM231 190V189H230ZM229 190V191H230ZM238 190V189H237ZM236 190V192H237ZM264 190V189H263ZM262 190V191H263ZM45 191V190H43ZM205 192V191H204ZM225 192V191H223ZM232 192V190H231ZM57 193V194H56ZM138 193V192H137ZM172 193V192H171ZM226 193V192H225ZM230 193V192H229ZM56 194V195H55ZM70 194V195H69ZM213 194V193H212ZM224 195V194H223ZM237 195V194H236ZM235 195V197H237ZM240 195V194H239ZM191 196V197H192ZM208 196V195H207ZM217 196V195H216ZM232 196V195H230ZM202 197V198H201ZM224 196H221L218 194L217 197H212V198H215V204L218 206L215 208H210V211L207 212V210L205 211H202L201 213V216L199 218L195 217L194 219L192 220H189L187 223L186 221L183 222L184 220H182V222H180L178 225L177 224V227L179 226H183V229L184 231L182 233H180L181 231L179 230V233H176L175 232V236H178V238L180 237L181 239V244H182V248H184L183 246H186L187 243H185L187 240H189V242L192 240V237H195L197 235H200V234H213L214 233V230H218L220 229V225L223 224L224 221H226L227 219H232L233 222H237L239 224H243L242 226L245 225V223L247 221H249L251 219V217L254 215V214H258L260 213L261 216H264V210L262 209H258V208H253V207H246L245 210H243L244 213H239V214H236L235 212L234 213H231V211L234 209L232 208V204H234L235 202L231 203V199L229 200H225L223 199ZM229 197V196H228ZM45 198H47L45 196ZM145 198H149V200H153V199H157L156 201V206H155V211L154 213H152L151 211L150 212H145L143 215H141V217L139 216V214L137 213H134L132 214L131 216H129L130 218L133 217V220H134V224H132L133 226H135V234L133 236L132 239L130 240H125L123 238L117 240V241H113L111 242V240L109 241H102L99 243V236H105L108 232L112 231L113 228L116 229V227H111L110 225L111 224H115L118 222H120L121 220L120 217L121 216H125V219L122 220V222L118 223V225L124 223L122 226H125V223L126 221H128L127 219V215L125 214H129L130 211H137L138 207H140V204L144 201ZM212 198H211V201H212ZM232 198V197H231ZM240 198V197H238ZM47 199H50V197H48ZM199 199V200H198ZM243 199V198H242ZM264 199V198H263ZM148 200V202H149ZM210 200V198H208L206 200V202H208ZM219 200V202L217 201ZM240 200V199H239ZM234 201V200H233ZM263 202V200H261ZM63 203L66 205L63 206L65 208H62L60 209V205H58V203ZM210 202V201H209ZM213 202V203H214ZM256 202V201H255ZM261 202V203H262ZM57 203V204H56ZM146 203V202H145ZM154 203V201H153ZM238 203V202H236ZM245 202L242 201L239 203V206L240 205H245L244 204ZM247 203V202H246ZM261 203L259 204V206L261 205ZM208 204V203H207ZM257 204V202H256ZM63 205V204H61ZM149 205V204H148ZM153 205V204H152ZM251 205V204H249ZM56 206V211L59 212L57 209L61 210L62 212V215H61V219H57L54 218L52 220H50V218L52 217L51 214L53 215V211L55 210V207ZM176 206V208H175ZM237 206V205H236ZM236 207V208H239ZM241 206V207H242ZM247 206V205H246ZM258 206V207H259ZM59 207V208H58ZM207 207V205L205 206V208ZM262 207V206H261ZM54 208V209H52ZM142 209V208H141ZM199 209V208H197ZM196 209V211H197ZM215 209V210H213ZM243 209V208H241ZM53 210V211H52ZM147 211V210H146ZM149 211V210H148ZM187 211V212H188ZM195 211V210H194ZM195 211V213H196ZM241 211V210H240ZM239 211V212H240ZM51 212V214H50ZM193 213V211H191ZM200 212V210H199ZM238 213V212H237ZM172 214V215H171ZM188 215V214H187ZM191 215V213H190ZM196 215V214H195ZM51 216V217H50ZM59 216V215H58ZM156 216V218H155ZM260 217V216H259ZM159 218V216H158ZM186 218V217H185ZM189 219V217H188ZM260 222V221H259ZM262 222V221H261ZM170 223V222H169ZM236 223V224H237ZM173 224V223H172ZM231 224V223H230ZM238 224V225H239ZM226 225V224H225ZM228 225V223H227ZM230 226V225H229ZM228 226V227H229ZM234 226V225H233ZM240 226V225H239ZM225 227V226H224ZM238 227V226H237ZM223 228V227H221ZM231 228V227H230ZM124 229V228H123ZM127 229V228H126ZM173 229V228H172ZM106 231V234H99L103 231ZM168 230V229H167ZM171 230V229H169ZM185 230H187V232H185ZM263 230V229H262ZM255 231V230H254ZM264 232V231H263ZM139 233V234H138ZM170 233V231H169ZM221 233V232H220ZM253 233V232H252ZM258 233V232H257ZM110 234V233H108ZM172 234V233H171ZM219 234V232H218ZM124 235V234H122ZM202 235V236H203ZM206 235V236H207ZM214 235V234H213ZM220 235V234H219ZM125 236V235H124ZM205 236V235H204ZM252 236V235H251ZM99 237V238H98ZM110 237H112V234H110ZM122 237V236H121ZM131 237V236H130ZM166 237V236H165ZM168 237V236H167ZM173 237V236H171ZM198 237V236H197ZM248 237V236H247ZM109 238V236L107 237V239ZM199 238H202V237H199ZM254 238V237H253ZM106 239V240H107ZM116 240V238H114ZM129 239V238H128ZM160 239V240H161ZM153 240V241H154ZM156 240V241H157ZM158 240V241H160ZM163 240V239H162ZM178 240V241H180ZM200 240V239H198ZM162 242V241H161ZM164 242V240H163ZM158 243V242H157ZM160 243V242H159ZM158 243V244H159ZM191 243V242H190ZM147 244V243H146ZM145 244V245H146ZM157 244V245H158ZM161 244V243H160ZM189 244V243H188ZM244 244V243H243ZM256 244V243H255ZM100 245V246H99ZM144 245V244H143ZM164 245V244H163ZM192 245V243L190 244ZM189 245V246H190ZM194 245H196L194 243ZM153 247L155 245H152ZM242 246V245H241ZM252 246V245H251ZM131 247V246H130ZM136 247H133V248H136ZM147 247V245L145 246ZM181 248V249H182ZM240 248V247H239ZM150 249V248H149ZM152 249V247H151ZM150 249V251H151ZM160 249V248H159ZM171 249L170 248H166L164 246L161 247L160 250H157L159 251L158 253L159 254H154V255H150V256H147L148 259L147 260H150V262H154L156 260H158L160 254L163 255L164 252H168L170 251ZM154 253H156V249L155 250H152ZM241 251V250H240ZM101 256V258H100ZM112 257H114L113 260H110ZM257 258V257H256ZM96 259H100L99 261H96ZM102 259V260H101ZM258 259V258H257ZM257 259H255L257 261ZM253 260V259H252ZM254 260V261H255ZM128 261V262H127ZM253 261V262H254ZM142 262V260H141ZM123 263V261H122ZM135 263V264H136Z\"/></svg>",
    "mask_w": 264,
    "mask_h": 264
}]
</instances>
